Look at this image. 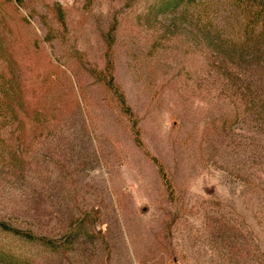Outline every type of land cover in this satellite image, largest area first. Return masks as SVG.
I'll list each match as a JSON object with an SVG mask.
<instances>
[{
    "label": "rangeland",
    "instance_id": "1",
    "mask_svg": "<svg viewBox=\"0 0 264 264\" xmlns=\"http://www.w3.org/2000/svg\"><path fill=\"white\" fill-rule=\"evenodd\" d=\"M167 3L0 0V220L36 238L0 264H264L262 88L200 35L240 21Z\"/></svg>",
    "mask_w": 264,
    "mask_h": 264
},
{
    "label": "trees",
    "instance_id": "2",
    "mask_svg": "<svg viewBox=\"0 0 264 264\" xmlns=\"http://www.w3.org/2000/svg\"><path fill=\"white\" fill-rule=\"evenodd\" d=\"M196 0H167V5L175 7L181 4H192ZM234 9L231 16L240 26L232 27L230 37L223 38V28L217 26L213 32L207 28L209 23L200 28V35L204 42L223 61L231 63L237 73H243L249 86L252 83L262 88L264 100V0H232ZM180 19H186L182 13ZM242 20V22H241ZM0 232L13 235L25 241L36 238L30 232L12 227L9 223L0 220ZM9 250L0 246V259H11Z\"/></svg>",
    "mask_w": 264,
    "mask_h": 264
}]
</instances>
